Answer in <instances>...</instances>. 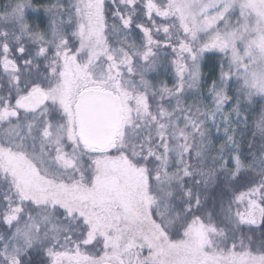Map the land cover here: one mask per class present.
I'll return each instance as SVG.
<instances>
[{"label": "snow or ice", "instance_id": "snow-or-ice-1", "mask_svg": "<svg viewBox=\"0 0 264 264\" xmlns=\"http://www.w3.org/2000/svg\"><path fill=\"white\" fill-rule=\"evenodd\" d=\"M0 264H264V0H0Z\"/></svg>", "mask_w": 264, "mask_h": 264}, {"label": "trees", "instance_id": "trees-1", "mask_svg": "<svg viewBox=\"0 0 264 264\" xmlns=\"http://www.w3.org/2000/svg\"><path fill=\"white\" fill-rule=\"evenodd\" d=\"M207 71V69H205Z\"/></svg>", "mask_w": 264, "mask_h": 264}]
</instances>
